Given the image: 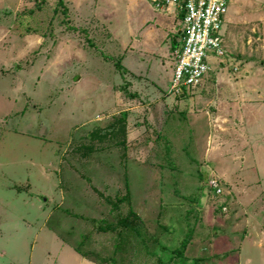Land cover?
<instances>
[{"label":"rangeland","instance_id":"1","mask_svg":"<svg viewBox=\"0 0 264 264\" xmlns=\"http://www.w3.org/2000/svg\"><path fill=\"white\" fill-rule=\"evenodd\" d=\"M69 2L0 0V264H264V0L180 94L144 1Z\"/></svg>","mask_w":264,"mask_h":264},{"label":"built area","instance_id":"2","mask_svg":"<svg viewBox=\"0 0 264 264\" xmlns=\"http://www.w3.org/2000/svg\"><path fill=\"white\" fill-rule=\"evenodd\" d=\"M153 8L173 4L181 18L180 39L172 54L169 92L185 93L198 88L212 70L211 59L224 55V16L233 0H150ZM219 183L211 179L217 194Z\"/></svg>","mask_w":264,"mask_h":264},{"label":"crops","instance_id":"3","mask_svg":"<svg viewBox=\"0 0 264 264\" xmlns=\"http://www.w3.org/2000/svg\"><path fill=\"white\" fill-rule=\"evenodd\" d=\"M41 1H43V0H41ZM68 1H70L69 3L72 6H74L75 9L79 10L78 11L79 12V16L82 17L83 14L81 13V10L86 11V10H89L90 7L93 8V6H94L93 4L94 3H95V6L97 5V3H98V5H100V3H101L102 0H89V1L88 0H75V2L73 0H68ZM111 1H112V4H113V3H115L116 0H111ZM137 1H140V0H136V2H133V3L135 4V3H137ZM142 1L145 2L143 4V6H146V8L151 13L150 19L154 17L155 18L154 19V22H155V20H157V23L160 25L159 31H164V34L161 35V36H164V40H165V43H166V46H165L166 48L165 47L163 48L165 50L164 58H166V57L168 58L167 55L172 51V49L174 50L178 46V44H179V41L177 39L176 40H177L178 43L176 42V45H174V42L172 40H174L173 37L176 38L177 30L179 28V25H181L180 15H179V13L176 10L175 5H173V4H168V5L164 6L162 9H159L158 10V9H155V8L153 9V7H151L152 4H151V1L150 0H149V3L147 2V0H142ZM41 4H42V2H41ZM112 6L114 7V5H112ZM85 7H87L86 10H85ZM97 7L99 8V6H97ZM235 11H236V13L234 15H236V17H235V20L233 22H236L237 21V18H238V20L241 18V12H242V10H239V8L237 6L232 5L229 8L227 14L225 15L224 24H229L230 25V24L233 23L232 20H231L232 19L231 18V12H235ZM103 13H105V15L106 14H109L105 10L101 11V14H103ZM86 15H89V14H86ZM125 15H126V13H125ZM79 16L77 17V19L80 20L81 17L79 18ZM85 18L88 19L87 17H85ZM85 18H83V19H85ZM86 22H88V20H85V23ZM91 25H92V23H91ZM91 25H89L90 26V29L93 28V26L91 27ZM87 27H85V29H87ZM103 27H104V25H101V28H103ZM159 33H161V32H159ZM147 34H149V32L147 30H144L143 35H147ZM155 36H156V33L153 34V37L154 38H155ZM157 38H159V37L157 36ZM41 44L42 43H40L39 46ZM87 44H90V43H87ZM118 46H120V44H117V48H118ZM75 58L77 60L78 58H82V56H80V57L77 56ZM84 58H85V60H87V57L86 56H83L82 60ZM91 60H92V57H91ZM121 65H122V68L126 69L127 71L129 70L128 68H125L123 64H121ZM162 68H164L163 65H162ZM129 71H132V70H129ZM170 72L172 73V68H171ZM170 72H168V73H170ZM93 73L94 72H92L91 74L95 77V75ZM134 73L137 75L136 72H134ZM165 73H167V71ZM101 75H102V73H101ZM76 79H77L76 81L79 83L82 78H81L80 75H77ZM95 79H96V77H95ZM95 79H92V83L95 82L94 81ZM96 81L98 83H99V81H100V83H102V79L100 78V76L97 77ZM236 81H237V78L234 79V78H231V77H226L224 75H219V76L217 75V77L215 76V77H213L211 79L208 78L205 81L204 85L206 83H210L211 82L210 84L212 85V87H211L212 90L215 89L217 91V90H221V89H224V88L225 89L226 88H229V89H233L234 88L236 90L235 93L241 94V92L238 91L237 88H236V86H235L236 85ZM244 95H246V94H244ZM215 104H217L218 106H220L217 102H215ZM224 106L225 105H222V107H224ZM80 261L82 262V264H87V261H85V260H83L81 258H80Z\"/></svg>","mask_w":264,"mask_h":264},{"label":"trees","instance_id":"4","mask_svg":"<svg viewBox=\"0 0 264 264\" xmlns=\"http://www.w3.org/2000/svg\"><path fill=\"white\" fill-rule=\"evenodd\" d=\"M215 193V191H213ZM216 194V193H215Z\"/></svg>","mask_w":264,"mask_h":264}]
</instances>
